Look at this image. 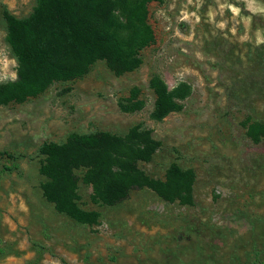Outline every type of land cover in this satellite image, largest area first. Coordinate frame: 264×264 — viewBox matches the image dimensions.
Instances as JSON below:
<instances>
[{
  "label": "rangeland",
  "instance_id": "1",
  "mask_svg": "<svg viewBox=\"0 0 264 264\" xmlns=\"http://www.w3.org/2000/svg\"><path fill=\"white\" fill-rule=\"evenodd\" d=\"M112 19L125 12L112 0ZM35 0H0V83L17 76L3 12L27 16ZM154 42L135 65L97 59L73 79L0 104V264H264V0H150ZM98 26L105 21L92 19ZM159 74L181 109L150 113ZM138 127L160 146L137 165L164 181L170 163L192 168L194 200L169 201L149 187L101 203L75 171L77 221L42 195L39 147L71 133L126 136Z\"/></svg>",
  "mask_w": 264,
  "mask_h": 264
},
{
  "label": "trees",
  "instance_id": "2",
  "mask_svg": "<svg viewBox=\"0 0 264 264\" xmlns=\"http://www.w3.org/2000/svg\"><path fill=\"white\" fill-rule=\"evenodd\" d=\"M150 0H117L125 12V21L112 19V0H35L25 17L3 12L5 40L17 59L16 78L0 83V104L22 102L41 93L53 79H73L85 73L101 58L110 67H133L139 52L154 42L147 21ZM93 18L105 21L98 26ZM154 93L150 113L161 120L181 109L159 74L148 81ZM248 135L254 141L264 133L261 123H250ZM160 142L149 131L133 127L126 136L107 131L69 134L62 142L45 141L39 147L42 195L54 207L71 218L85 222L96 220L98 212L81 208L76 202L75 171L85 169L84 182L92 186L94 196L103 204L113 205L128 197L131 189L149 187L166 200L191 204L194 200L195 171L170 163L165 180L148 176L138 165L147 159ZM0 151V155L5 154Z\"/></svg>",
  "mask_w": 264,
  "mask_h": 264
}]
</instances>
